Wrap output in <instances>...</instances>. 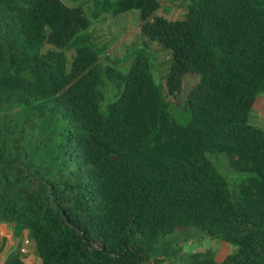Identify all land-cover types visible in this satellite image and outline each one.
<instances>
[{
  "label": "trees",
  "instance_id": "trees-1",
  "mask_svg": "<svg viewBox=\"0 0 264 264\" xmlns=\"http://www.w3.org/2000/svg\"><path fill=\"white\" fill-rule=\"evenodd\" d=\"M66 1L0 0V223L27 230L41 264H162L186 227L237 245L191 264H264V128L249 121L264 93V0ZM163 1L183 16L156 14ZM131 10L142 44L114 79L119 57L93 26ZM151 41L169 52L164 82ZM188 73L197 82L172 104ZM106 80L121 91L101 111ZM220 152L251 161L242 194ZM20 250L1 264H26Z\"/></svg>",
  "mask_w": 264,
  "mask_h": 264
},
{
  "label": "rangeland",
  "instance_id": "rangeland-1",
  "mask_svg": "<svg viewBox=\"0 0 264 264\" xmlns=\"http://www.w3.org/2000/svg\"><path fill=\"white\" fill-rule=\"evenodd\" d=\"M66 2L70 4V7H73L74 4H76L71 0ZM155 13L171 19L179 18L184 14V7L180 6L178 2L163 1ZM93 36L95 41H97L99 45L104 46L112 57H119L115 63H111V76L115 79V75L118 73L126 75L135 58V55L132 56L131 54L125 56L126 52L131 53L142 44L139 31L138 10H131L126 14L119 16V18L96 21L93 26ZM151 42L148 45L150 47L149 49L156 53L154 62L157 66L156 71L153 73V81L155 83H158V81L164 82L168 70L169 52L158 43ZM197 80V74H186L183 78V92L179 94V99H175L173 96H168L167 100L172 104L176 103L177 100L181 101L186 92L197 82ZM120 91L121 89L119 90L116 86L107 83L106 80L105 84L100 88V92L102 93L99 100L100 110L106 111L108 103L113 101L119 95ZM261 98L264 99V93L258 94L256 100ZM262 110H264V106L258 108L257 104L253 105L249 121L252 124L264 128V115H260ZM211 159L220 166L219 169H221L226 177L230 179L229 182L233 192H235L236 195L242 194L247 183L244 179H246L252 172L241 169L243 167H249L245 165H251V161H246L244 158L236 154L225 152H220L216 156H212ZM241 198L246 199V196H242ZM203 234L204 233L200 229L193 227L177 229L172 234L170 241L178 248V250L175 254L173 253L174 255H171V260L162 264H191L189 254L200 250H209L213 253L216 260H221L228 253L237 250L236 244L225 243L216 238L205 237ZM4 235H7L8 237L14 236L15 242L9 247L6 246L8 244L7 241L5 242V246L0 251V260L3 257H6V255L18 245L20 249L25 248L27 250V252H22L20 250L26 264H41L40 258L34 254V244L32 240H30L27 230L22 233L21 237L16 236L10 225L0 223V243L1 238ZM31 254L36 256L37 263L28 259V256ZM140 264H149V262H143Z\"/></svg>",
  "mask_w": 264,
  "mask_h": 264
},
{
  "label": "crops",
  "instance_id": "crops-1",
  "mask_svg": "<svg viewBox=\"0 0 264 264\" xmlns=\"http://www.w3.org/2000/svg\"><path fill=\"white\" fill-rule=\"evenodd\" d=\"M257 104V107L258 108H261L262 106H264V99L261 98V99H257L254 103V105ZM260 115H264V110H262V113ZM3 237V236H2ZM4 237L6 238V241H7V245L6 246H11L15 240H14V236H10L8 237L7 235H4ZM5 257H3L1 260H0V264L3 262ZM28 259L31 260V261H35L37 263V259H36V256L34 254H31L28 256Z\"/></svg>",
  "mask_w": 264,
  "mask_h": 264
},
{
  "label": "water",
  "instance_id": "water-1",
  "mask_svg": "<svg viewBox=\"0 0 264 264\" xmlns=\"http://www.w3.org/2000/svg\"><path fill=\"white\" fill-rule=\"evenodd\" d=\"M5 242H6V238L3 236L1 238V243H0V251L3 249V247L5 246Z\"/></svg>",
  "mask_w": 264,
  "mask_h": 264
},
{
  "label": "built area",
  "instance_id": "built-area-1",
  "mask_svg": "<svg viewBox=\"0 0 264 264\" xmlns=\"http://www.w3.org/2000/svg\"><path fill=\"white\" fill-rule=\"evenodd\" d=\"M27 243H28V241H27ZM21 251L22 252H27V250L25 248H21Z\"/></svg>",
  "mask_w": 264,
  "mask_h": 264
}]
</instances>
